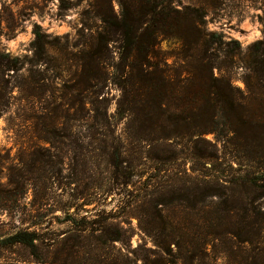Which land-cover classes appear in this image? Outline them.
Returning a JSON list of instances; mask_svg holds the SVG:
<instances>
[{
    "label": "trees",
    "instance_id": "16d2710c",
    "mask_svg": "<svg viewBox=\"0 0 264 264\" xmlns=\"http://www.w3.org/2000/svg\"><path fill=\"white\" fill-rule=\"evenodd\" d=\"M117 2L119 10L114 12L110 0H106V13L96 2H90L71 39L63 35L49 41L45 38L48 34L36 25L31 41L38 60L46 55L55 60L60 72H68L64 87L69 93L57 106L67 118L77 116L90 126L84 166L89 161L87 170H93L102 164L107 185L90 176L86 187L92 190L84 192L79 203L74 201L79 193H69L72 201L59 206L70 226L49 236L48 209H37L51 204L43 199L44 188L42 199H36L39 187L33 180L41 174L49 178L48 173L54 177L61 173L63 153L57 142H62L61 136L69 138L57 128L52 108L39 121L40 144L32 147L28 159L20 158L18 166H6L7 158L0 150V215L5 217H0V248L21 246L35 264H79L70 256L77 254L81 237L111 242L121 239L116 219L122 215L86 206L102 203L113 186H134L133 178L140 176L146 180L131 192L126 206L139 210V221L152 207L153 216L170 227L161 237L162 249L167 250L171 243L181 247L187 239L183 230L185 215L189 221L190 212L203 219L211 237L240 238L246 234L244 241H250L255 234L264 245V209L254 205L256 196L242 204L232 190L226 191V184L231 182L257 190V199L264 197V38L254 41L248 48L249 56L243 58L248 67L256 66V93L248 74L242 90L232 84L228 70L241 53L240 43L232 38L225 40L224 34L208 30L204 24L205 7L216 3L194 6L182 0ZM92 18L98 25L89 23ZM163 39H174L177 45L169 52L162 51L159 43ZM53 41L57 44L55 50L51 49ZM113 44L117 48L116 60ZM9 62L8 54L0 53V74L11 66ZM109 78L120 89L113 113L108 112L106 99L100 93ZM32 84L42 88L38 79ZM255 98L256 106H252ZM121 123L123 127L119 129ZM96 133L101 137H95ZM209 133L213 139L206 138ZM254 139L256 143L248 142ZM228 143L239 146L236 157L239 151L240 157L247 159L256 150V170L243 165L233 175H224L220 167L210 172L211 166L206 163L217 158L219 146ZM179 146L183 149L178 150ZM182 160L199 161L205 167L180 169L178 162ZM95 169L93 173H97ZM29 191L32 197L25 201ZM176 204L184 215L175 222L177 218L171 217L167 208ZM91 211L95 213L89 218ZM175 224L182 229L173 230ZM46 241L49 244L41 249Z\"/></svg>",
    "mask_w": 264,
    "mask_h": 264
},
{
    "label": "rangeland",
    "instance_id": "374dc122",
    "mask_svg": "<svg viewBox=\"0 0 264 264\" xmlns=\"http://www.w3.org/2000/svg\"><path fill=\"white\" fill-rule=\"evenodd\" d=\"M90 2H96L102 12H107L106 0H0V53L8 54L11 65L0 74V150L7 158L5 165L18 166L20 158L28 159L32 147L40 144L39 121L46 112H52V108H55L58 119L57 128L69 134V138L61 136L62 142H57L59 151L63 153L61 173L55 177L48 173L49 178H43L41 174L40 178L33 180L37 188L39 187L35 193L36 199H42L40 194L43 193L41 191L44 188L43 199L51 204L50 207L34 208L42 212L48 209L47 220L51 224L50 231L47 232H50L49 236L52 237L70 226L64 220L65 214L59 206L63 202L72 201L69 193H79L78 200L74 199L79 203L82 200L81 195L92 190L86 187L91 179L90 176L100 179L103 185H107L105 180L107 175L102 164L96 169L93 167L97 173H93L94 169L87 170L89 161L86 168L84 166L88 157L85 154V145L91 139L90 126L77 116L67 118L63 109L57 106L69 93L64 87L68 72L66 70L60 72L51 57L43 55V58L38 60L34 56L31 41L36 25L41 32L48 34L45 38L49 41L53 40V36L63 35L71 39L75 30L81 25L82 12L88 8ZM182 2L194 6L203 2L216 3L213 7H205L207 11L203 17L204 24L208 30L224 34L225 40L232 38L240 43L241 53L235 58L234 65H230L229 75L232 77V84L242 90H245L243 79L247 74L251 75L256 93V66L254 69L248 67L243 58L249 56L248 48L254 41L264 38V0H182ZM110 4L114 12L119 10L117 0H110ZM88 21L91 25L99 23L95 18ZM176 45L174 39H163L159 43L160 49L165 52L173 50ZM113 46L112 55L116 60L117 48L115 44ZM51 49H57L56 42H52ZM168 61L171 62L172 57H169ZM35 79H38L42 88L33 86L32 82ZM100 93L106 99L108 112L113 113L120 96V89L112 78L104 82ZM252 106H256V98ZM254 111L256 113V110ZM122 127L123 123L118 125L119 129ZM94 136L101 137L100 133ZM205 136L213 139L211 133ZM248 142L254 144L256 139ZM238 147L236 143H228L221 148L219 146L217 158L206 163L207 166H211L210 172L215 171L214 167H220L225 170L224 175H233L243 169V165L245 168L256 170V150L251 151L253 156L247 158L254 160H247L240 157L239 151L236 154L239 157L234 156ZM177 149L181 150L183 147L179 146ZM96 161L99 162L98 159ZM178 163L180 169L194 167L202 170L205 167V164L199 161L186 163L182 160ZM4 175L5 170L2 171L1 176L3 181ZM145 180V176L134 177V186H113L102 203L86 206L89 210L93 207L104 208L106 212L122 215L116 219L119 223L121 239L111 242L85 235L80 238L77 254L70 256L73 261L79 264H264V245L258 242L255 234H252L250 241H244L246 234H242L240 238L230 235L211 237L202 224L203 219L195 216L193 212L189 214V221L188 215H185L186 226L183 230L187 232V239L182 242L181 247L177 248L171 243L170 248L162 249L161 237L170 227H166L161 220L153 216L152 207L147 210L145 219L139 221L137 217L139 210L126 206L132 198L131 192L137 186H141ZM71 188L74 190L70 192ZM230 190L242 204L248 197L256 196L254 205L256 208L264 209V197L257 199L259 193L257 190L245 189L240 184L231 182L226 184V191L230 193ZM31 197L32 193L29 191L25 201ZM167 209L171 217L177 218L175 222L184 215L182 208L177 204ZM123 212L125 214H122ZM94 213V211L88 212L87 216L90 218ZM52 215L59 220L52 219ZM23 216L24 214H21L20 217ZM0 217L5 218L2 215ZM172 228L182 229L176 224ZM45 243L49 244V241L44 242L43 246H40L41 249H44ZM0 264H35V261L25 248L12 246L7 249L0 248Z\"/></svg>",
    "mask_w": 264,
    "mask_h": 264
}]
</instances>
